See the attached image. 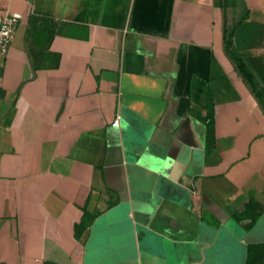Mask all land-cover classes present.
I'll return each mask as SVG.
<instances>
[{"label": "crops", "instance_id": "0c3cea01", "mask_svg": "<svg viewBox=\"0 0 264 264\" xmlns=\"http://www.w3.org/2000/svg\"><path fill=\"white\" fill-rule=\"evenodd\" d=\"M0 9L22 18L0 55V264H225L264 243V213L251 229L234 218L264 204V0ZM31 15L64 23L49 47L59 67L34 70Z\"/></svg>", "mask_w": 264, "mask_h": 264}, {"label": "trees", "instance_id": "16d2710c", "mask_svg": "<svg viewBox=\"0 0 264 264\" xmlns=\"http://www.w3.org/2000/svg\"><path fill=\"white\" fill-rule=\"evenodd\" d=\"M63 25L64 23H61L52 18L42 17L38 15L30 16L27 29V38H29V36L31 37L32 35H34L36 37V41L40 43L39 45L42 46L39 47V50L33 51L31 53L32 66L35 71L39 69L59 67L61 61V54L58 52L51 51L49 47L53 38L56 35L62 33ZM44 36L46 38V44L43 40ZM232 41V38L226 39L227 54L234 61V63L236 64V68L248 82L252 90L256 91L254 84V74L248 68L245 60L240 55L231 50ZM206 110V115L203 117L202 120L207 126V151L209 153L215 148L216 121V104L211 93L209 95ZM263 213L264 204L251 197L249 202L246 204L244 210L240 213L234 214V218L239 222L243 220H249L246 227H248V229H251ZM94 218L95 215L91 214L86 208L82 221L76 225V233L78 234V236L92 224ZM45 264L52 263L47 262ZM246 264H264V243H255L250 244L248 246V256Z\"/></svg>", "mask_w": 264, "mask_h": 264}, {"label": "built area", "instance_id": "2783aa9c", "mask_svg": "<svg viewBox=\"0 0 264 264\" xmlns=\"http://www.w3.org/2000/svg\"><path fill=\"white\" fill-rule=\"evenodd\" d=\"M21 21L19 15L0 9V55L8 54ZM118 123L119 119H116L113 124Z\"/></svg>", "mask_w": 264, "mask_h": 264}, {"label": "rangeland", "instance_id": "374dc122", "mask_svg": "<svg viewBox=\"0 0 264 264\" xmlns=\"http://www.w3.org/2000/svg\"><path fill=\"white\" fill-rule=\"evenodd\" d=\"M242 255V257H241V260H234V259H232V258H229V255L227 256L226 255V257L224 258V260H225V264H245V261H246V255H247V253H246V255H245V251L243 250V252L241 253ZM230 261V262H229ZM206 262H203L202 264H205ZM217 263V262H216Z\"/></svg>", "mask_w": 264, "mask_h": 264}, {"label": "water", "instance_id": "95a60500", "mask_svg": "<svg viewBox=\"0 0 264 264\" xmlns=\"http://www.w3.org/2000/svg\"><path fill=\"white\" fill-rule=\"evenodd\" d=\"M235 64V63H234ZM236 65V64H235ZM240 73V72H239ZM241 75V74H240ZM242 79L245 81L246 85L249 87L250 91H252L253 95L256 97L255 93L253 92L252 88L250 87V85L248 84V82L245 80V78L241 75ZM257 101H258V98L256 97ZM261 108L263 109L264 111V108L263 106L260 104Z\"/></svg>", "mask_w": 264, "mask_h": 264}, {"label": "flooded vegetation", "instance_id": "af4514ba", "mask_svg": "<svg viewBox=\"0 0 264 264\" xmlns=\"http://www.w3.org/2000/svg\"><path fill=\"white\" fill-rule=\"evenodd\" d=\"M245 264H246V262H245Z\"/></svg>", "mask_w": 264, "mask_h": 264}]
</instances>
